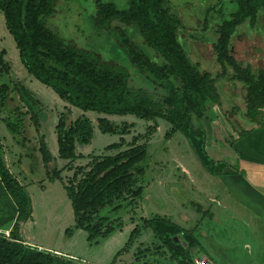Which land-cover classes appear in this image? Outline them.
<instances>
[{
    "label": "trees",
    "instance_id": "1",
    "mask_svg": "<svg viewBox=\"0 0 264 264\" xmlns=\"http://www.w3.org/2000/svg\"><path fill=\"white\" fill-rule=\"evenodd\" d=\"M58 1L0 0L5 29L29 76L83 113L165 121L170 131L164 140H170L177 133L185 135L211 177L237 172V161L232 163V156H238L235 144L255 128H264V51L261 47L252 48L259 56L254 59L258 64L263 63L253 66L248 61L245 64L237 61L231 49L238 38L236 30L239 27L254 28L258 24L264 15V0H233V14L212 28V48L215 62L220 67L214 76L209 71H200L179 44L177 26L163 15L165 0H127L125 9H118L105 0H95V25L116 38L130 67L136 71L132 79L114 62L78 48L52 32L47 20L55 15ZM262 27L264 29V24ZM258 37L264 44V35ZM228 72L227 81L241 85L242 113L237 107L223 108L224 101L219 92ZM135 79L143 81L150 90L131 86ZM11 83L37 130L44 119L39 101L16 79ZM7 90V85H0L2 94ZM96 125L102 135L121 134L119 127L106 119H97ZM190 127H197L199 131L197 146L187 136ZM6 130L10 135H16L19 127L7 124ZM54 130L58 159L67 162L82 159L76 155L75 147L90 144L93 138L91 121L85 116L70 121L61 114ZM151 130L152 133L156 131L155 128ZM131 144L116 155L94 157L86 166L89 170L81 173L80 180L74 178L63 185L74 227L86 232L88 243L104 239L113 232L112 229L102 231L91 227L92 216L127 194L144 176L146 147ZM114 149H119V144L105 148ZM38 151L49 181L61 182L59 171L49 176V165L54 158L43 140H40ZM31 214L29 195L9 172L0 151V230H8L5 229L8 225L10 229L7 237L0 233V264H72L64 257L24 245L21 228L31 220ZM141 222L142 227L148 228L165 247L170 260L177 264H193V256L188 250L198 249V242L192 232L159 217L141 219ZM65 234L70 236L71 231L67 230ZM138 234L137 228L131 231L125 248L131 246Z\"/></svg>",
    "mask_w": 264,
    "mask_h": 264
},
{
    "label": "rangeland",
    "instance_id": "2",
    "mask_svg": "<svg viewBox=\"0 0 264 264\" xmlns=\"http://www.w3.org/2000/svg\"><path fill=\"white\" fill-rule=\"evenodd\" d=\"M105 1L114 4L118 9H125L127 4V0ZM55 9V15L47 20V25L53 33L78 48L98 54L108 62H114L133 78L136 71L130 67L116 38L95 25V0H60ZM162 11L163 15L177 26L178 42L190 61L197 64L200 71H209L213 76L220 71L215 62L211 30L233 14V0H165ZM262 24L264 15L254 28L242 26L236 30L238 38L232 44L231 50L237 61L243 64L248 61L253 66L263 65L262 61L258 64L254 59L258 52L252 50L261 47L264 51V44L258 37L264 35ZM0 62V85L5 84L8 87L6 93L2 94L0 91L1 157L9 172L26 189L32 208V219L21 229V241L24 245L64 257L72 264H177L170 260V254L154 238L152 232L142 227L141 219L165 216L185 231L194 232L196 229L194 235L198 249L188 250L193 260L204 257L209 260L208 257H211L215 264H264V236L260 234L259 229L245 225L234 216L223 218L215 213V210V218L200 215L194 220L189 202H198L207 209L205 194L207 195L211 183L216 184L217 180L205 171L185 135L177 133L165 141L164 137L170 131V126L165 121L157 119L149 122L133 116H106L111 123L118 125L121 134L102 135L94 126L90 144L77 147L79 154L94 156L74 162H63L56 154L57 143L53 125L55 118L63 113L67 117L68 113L59 103L62 100L29 76L22 67L15 44L5 29L1 13ZM229 77L230 73L222 81L219 92L224 101L223 108L229 110L237 107L242 113L241 85L230 83L227 81ZM13 79L20 81L39 100L44 119L39 123L37 130L13 90ZM135 80L131 81V86L150 90L143 81ZM81 115L84 113L73 107L72 114L67 119H77ZM86 116L94 125V116L99 115L89 113ZM7 124L17 125L18 134L10 135L6 130ZM152 128H155V133H152ZM189 131L187 136L197 146L200 143L197 127H190ZM40 140H43L54 158V162L49 165V176L59 171L61 182H50L46 176L38 151ZM131 143L146 147L144 176L127 194L100 208L97 214L92 216L91 227L102 231L112 229L113 232L104 239L88 243L86 232L74 227L71 206L63 185H67L74 178L80 180L81 173L89 170L86 166L94 157L116 155L127 150ZM112 144H119V149L105 150V147ZM177 164L187 167L189 178L193 179L192 185L196 190H200L199 193L189 189L191 181L181 175ZM182 213L185 216L181 215ZM186 216L189 218L188 222L185 221ZM8 227L9 225L5 228L8 231L0 230L6 237L10 230ZM135 228L139 229V234L131 246L125 248V243ZM67 230L71 231L70 236L65 234ZM182 245L186 247L184 243ZM246 245H249V249H246ZM122 249L124 251L116 256Z\"/></svg>",
    "mask_w": 264,
    "mask_h": 264
},
{
    "label": "crops",
    "instance_id": "3",
    "mask_svg": "<svg viewBox=\"0 0 264 264\" xmlns=\"http://www.w3.org/2000/svg\"><path fill=\"white\" fill-rule=\"evenodd\" d=\"M258 57L259 56H257V58ZM31 94L35 99H37L34 96L35 94H33L32 92ZM59 103L61 104L62 108H65L66 113H68L67 117L66 115L64 116L66 118H69L70 115L72 114L73 107L69 106L63 101H60ZM89 113L90 112L84 113V115L81 116H85L86 118H88L86 114ZM106 116L107 115H102V114L99 116H94V125L92 124L93 128L94 126L97 128L96 126L97 119L108 120ZM75 120L76 119H72V117L70 118V121H75ZM57 121L58 118H55V122L53 125L54 129ZM77 147L78 145H76L75 147L76 155H79L82 158L88 156H94L92 154L91 155L79 154L77 152ZM234 148L237 151L238 156L237 157L232 156V163H234V161H237V165H238L237 172L231 171V173H225L226 175L216 178L217 180L216 184L211 183L207 195L205 194V197H207V202H208L207 205L205 204L206 205L205 207L207 209H205L204 206H202V204H199L198 202H189L190 207L192 209L191 211H193L194 213L193 214L194 220L196 219V217H200V215L202 216L208 215L211 218H215V213L223 216V218L234 216L237 220L242 221L245 225H250L253 229H259L260 234L262 233V235L264 236V128H255L253 132L250 133L246 138L238 141L235 144ZM57 151L58 148L56 150V154ZM63 162H67V161H63ZM176 167L180 169L181 175L189 178L190 173L186 166H183L182 164H177ZM192 180L193 179L191 178L190 179L191 182L189 183L190 184L189 189L195 193H199L200 190H196L194 185H192L193 184ZM203 199H204V195H203ZM197 208H199L200 211H197ZM213 210H215V213H213ZM181 215L185 216L183 213ZM159 218L169 220L170 222L178 226V224H176L171 219L165 216H160ZM187 218L188 217L186 216L185 217L186 222H188L187 220L189 219ZM180 228L183 229L182 227ZM195 231L192 232L191 230L194 238H195L194 235ZM21 234H22V230H21ZM246 246H244V248ZM246 249H249V245L247 246ZM251 252L252 254H254L253 251ZM210 258L208 257L209 259L207 260L209 261L208 263L215 264L214 261ZM203 259H207V258L204 257Z\"/></svg>",
    "mask_w": 264,
    "mask_h": 264
},
{
    "label": "built area",
    "instance_id": "4",
    "mask_svg": "<svg viewBox=\"0 0 264 264\" xmlns=\"http://www.w3.org/2000/svg\"><path fill=\"white\" fill-rule=\"evenodd\" d=\"M201 261V262H200ZM193 264H209L206 259H195Z\"/></svg>",
    "mask_w": 264,
    "mask_h": 264
}]
</instances>
